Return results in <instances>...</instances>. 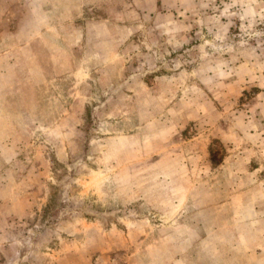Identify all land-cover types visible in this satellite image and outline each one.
I'll list each match as a JSON object with an SVG mask.
<instances>
[{"label":"rangeland","instance_id":"374dc122","mask_svg":"<svg viewBox=\"0 0 264 264\" xmlns=\"http://www.w3.org/2000/svg\"><path fill=\"white\" fill-rule=\"evenodd\" d=\"M68 1L0 0V264H237L229 184L190 180L264 123V0Z\"/></svg>","mask_w":264,"mask_h":264},{"label":"crops","instance_id":"0c3cea01","mask_svg":"<svg viewBox=\"0 0 264 264\" xmlns=\"http://www.w3.org/2000/svg\"><path fill=\"white\" fill-rule=\"evenodd\" d=\"M76 1L75 4L70 3L69 1L65 4H68V7L73 8L74 6L76 7ZM126 3H129V7H138L137 0H127ZM72 13L73 15L69 16V19L65 20L63 23L78 22L77 10L75 9L72 11ZM30 16L27 19L31 22L30 28L38 25L41 26L40 29L43 31H39L37 34L32 36L31 39H27V43H31L36 38H38L40 42H43L45 39H47V41H51L52 39L54 44L57 43L60 46L58 48L51 45L54 49H51V53H49V55H52L54 58H58L59 60V63H55V65L52 67V71H58L62 69L74 72L88 71V68L84 67L70 68V65L66 63L64 64V67H62V59L69 62L68 58L70 57V53L66 49V41H73L77 37V33H72L71 31L63 35L59 27V25L62 24V21L59 22L60 20L58 16L54 17L51 21V17L46 18L47 16L45 15L44 17L43 14H39L38 16L37 14H34L33 17ZM47 22L48 25L45 24ZM30 28H26L25 30ZM63 40L64 43L62 44L61 41ZM31 44L27 45L28 48ZM69 48L72 53V49L74 47ZM102 50L103 56L107 55L110 57V54L106 49L103 48ZM25 54L26 53H24V55ZM23 62L29 65L26 66V70L28 72L31 71V61L28 60V62H26L24 57ZM11 64L14 65V63ZM40 67L42 71H45V68H43L42 65ZM103 68L104 67H102V69ZM92 70L94 69L89 68V71ZM250 116L251 117H249L247 121L248 125H246L244 130H239L237 123L235 126L234 124L233 126L230 125L228 134L230 142V155L225 161L226 163L218 166L219 168H224L229 171L228 178L225 180L218 178L217 181L214 182L212 179L207 181L205 178L198 177V179H191L190 183L192 185L194 184V186L202 183L205 185L212 184V182L214 184H229V193L228 196H225L227 199L223 203L220 201L217 206L214 202L212 210L217 207V209L221 210L222 212V209L230 208L229 212L231 223L229 231L231 233V239L229 240V247L233 252V258L235 259L236 263L264 264V173H262L264 169V123L262 122V126L259 127V129H255L253 126L254 116ZM187 144L190 145V143ZM239 148L241 149L239 150ZM257 159L260 160L258 161L260 162V168H256L258 166L253 164V162H255ZM217 170H215L213 178L218 177L215 175ZM194 186L191 187L194 188ZM216 191H221V189H211V193H208L209 195L206 199L212 200V202L213 200L215 201L217 198L216 195L218 193ZM220 215H222V213H220ZM213 230L216 231L219 229Z\"/></svg>","mask_w":264,"mask_h":264}]
</instances>
